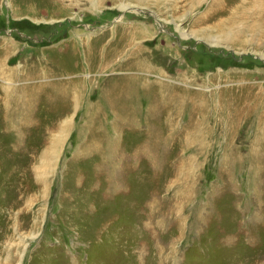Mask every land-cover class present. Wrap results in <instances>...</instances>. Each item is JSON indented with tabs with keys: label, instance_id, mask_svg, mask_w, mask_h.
<instances>
[{
	"label": "rangeland",
	"instance_id": "1",
	"mask_svg": "<svg viewBox=\"0 0 264 264\" xmlns=\"http://www.w3.org/2000/svg\"><path fill=\"white\" fill-rule=\"evenodd\" d=\"M216 1L0 0V61L6 75L20 78L36 63L41 81L74 82L69 96L50 106L39 102L10 128H2L0 110V264H264V179L249 153L260 126L245 121L236 128L235 143L226 139L232 132L223 119L226 109L209 105L194 112L196 118L206 116L207 125H201L189 124L187 108L174 126L164 122L160 128L166 137L173 135L164 153L152 154L162 166L152 172L136 154L128 168L121 149L138 150V139L157 125V118L146 116L148 100L140 94L135 130L116 129L109 105L98 114L120 153L105 166L113 169L119 161L116 178L124 183L116 187L108 176L114 170L96 168L103 148L100 157L98 149L86 150L94 138L104 143L103 133L91 132L98 124L94 116L87 118L88 105L100 100L101 89L120 84L123 74L150 82L167 75L162 67L173 79L164 82L185 90L191 80L198 91L213 90L212 96L247 85L259 91L264 0H223L227 10L212 19L207 11ZM28 3L35 8L27 10ZM133 25L141 27L138 39L133 34L121 42ZM231 34L233 40L221 41ZM99 48L117 54L104 61L100 53L96 60L92 53ZM136 50L153 58L157 69L122 68ZM69 115L71 128L58 129ZM159 119L162 123L164 116ZM51 129L59 136L49 162L43 153ZM18 133L21 144L13 142Z\"/></svg>",
	"mask_w": 264,
	"mask_h": 264
},
{
	"label": "bare ground",
	"instance_id": "2",
	"mask_svg": "<svg viewBox=\"0 0 264 264\" xmlns=\"http://www.w3.org/2000/svg\"><path fill=\"white\" fill-rule=\"evenodd\" d=\"M213 6H217L218 10L217 11L213 10V8H215ZM25 7L27 10H31L35 8L34 4L32 3H28ZM227 8H228L227 1L225 2L223 0H218L209 7V10L207 11L208 17H211L212 19L218 18V16L221 15L220 13L225 12ZM219 10L221 11L219 12ZM197 22H200V20H197ZM144 27L147 28L145 25ZM183 36L188 37L190 35L189 34L184 35L183 32ZM229 36L230 37L226 39L221 38L222 39L221 41L228 42L230 40H233L234 38L233 35L231 34ZM121 42H127V40L123 39ZM216 43H221V42L217 41ZM156 46H158V44ZM115 48L119 50L122 48V45L118 48L117 47ZM102 51L101 48H99V53H102ZM116 54H117L116 50H114V54L112 52L106 55L103 54L101 56V59L104 58V61L107 60L110 61V59L113 60ZM145 58L146 61L144 62H142V59H139L138 61H135L132 64L134 66L136 65L137 68H142V66L145 67L147 66L150 67L151 70H154V68L157 69L156 64L153 61V58H151L149 55L146 56ZM39 67L40 65L36 63H33V65L29 68L26 66V68H24V70L22 71L21 77L17 78L16 76L6 75L7 73L5 68V62L1 63L0 61V75H1L0 79L2 80L0 84V110L3 111V115L1 113V117H2L1 123L3 124L2 128L5 129L6 126H9L10 128L11 125H15L14 123L15 121H20V120L24 121L25 118L29 117L30 109L37 107L38 103L39 102L41 103V101L48 103V105L50 106L53 104V102L55 103L56 99L61 100L63 97L69 96L71 94L69 89H71L74 86L71 83L67 82L66 84H55L53 78H48L49 80L45 79L48 81H41L37 70V68ZM46 69L48 70L47 74L52 75L50 68L46 67ZM159 70L163 74L166 73L167 75H164L165 77L158 75V77H156L155 80L150 82L147 79H142L141 77L135 78L132 77L131 75H125L123 74L124 72L120 70L121 72H119V74H123V75H121L122 77H119V79L122 80V82H120V84L116 86L120 88L109 89L107 87L101 89L102 93L100 94V100L97 102H92L90 105H88V108L90 107V110L89 112L87 111L88 112L87 118L91 120V118L94 116L96 118V123L98 124V126L95 124V126L91 129L92 134H94L93 132L96 131L97 135H99V133H103L104 137H106V139L104 137L102 138L104 140V143H102L103 146L101 145V143L97 142V139L94 138L92 139L91 144L88 145V148L86 149L87 151L90 152L95 149H98L97 152L100 157L101 155L100 151L103 148V157L101 156L100 157L101 159L95 163L96 168H99L97 166L101 164L102 168L104 166L105 170L111 169L110 167L105 166L106 162L108 161L109 158L115 159L114 158L115 154H120L118 153L119 146H117L115 141L113 142L111 139L108 138V136H105L106 134L104 133L102 126L99 124L98 114L101 112V109L103 108L102 106L109 105L110 108H113L112 111L114 113V120L116 122L114 124V127L116 129L117 128L122 129L124 126V127H131L132 129L135 130V128L139 124L138 123L139 117L137 115V108L139 106L136 98L138 95L144 94L145 99L148 100V105L146 107V116L149 117V119H152L153 117L155 119L157 118V125L154 126V128L151 129V131H149L146 134L145 136L146 139L144 140L138 139V141L136 142L138 150L136 149L131 154H125L124 150H122L120 147L122 152L120 156L122 159L124 157L123 161L128 168H131V166L133 168V165L131 163H133L132 161L134 160L137 154L136 158H142V160H144V162L149 166V169H151L152 172L158 170L159 164L161 165V163L159 162L158 159L154 160L152 158V154L154 155L158 154L160 151H163L164 153L165 145H167L171 140L170 136L173 137V135L171 134H169L168 137H166L163 134L162 129L160 128L165 126L164 122H166L170 126H174L177 116L181 115L182 112L186 111L184 109L188 108V110L190 111V114L188 116L189 124L197 122L200 123L201 125L203 123L207 125L206 116L202 118H196L195 115L196 113H200L201 111H204L206 106L210 105L212 107L214 105L215 108H218L217 110H219L220 108L222 110L226 109V111L224 110L223 119H225V123L226 122L228 123L227 124L228 127L232 129V132H228V134L226 135L227 136L226 139L228 140L230 139L231 141H234L236 143V139L239 138L236 134V128L244 124L245 121H246L245 123L246 126L253 125L254 127L256 126L261 127V128L258 127L260 131L259 129H257V131L255 132L256 136L253 142H251L249 153L253 158L252 160H255L253 163L256 164L257 166L256 171H260V173H262L260 174V176L263 175V179H264V144H263L264 142V80L260 84H258L260 85L258 86L259 91H255L256 86L247 85V86H240L230 89H223L221 91L219 90V92H221L220 95L218 94L212 96L213 90L210 89L205 90V88H201L203 90L198 91V89L200 88H198L197 90L193 88V83L190 82L191 80L189 82L186 81V83H184L191 87V88L187 87L188 89L186 88V90L183 88H178L177 86H173L171 84H167L164 82V79L170 81H173V79L169 77V73L166 71V69L160 67ZM13 72H14V68H13ZM18 79L19 80L21 79L22 83L18 86L12 85L15 84V82ZM25 79L29 80L27 86L22 85L25 82ZM208 79L209 81L212 80L211 78ZM77 92L78 91L76 90L72 91V94L74 93L73 99H77V95H78ZM91 94H89L88 96H90ZM83 95L85 98V94ZM78 100H80V98ZM61 115L63 114L60 112V115L58 116ZM162 116H164V119L162 120L161 123L159 118H162ZM94 117L92 118L93 120H95ZM73 120L74 119L70 117V115L63 118L62 122H60L58 129L64 131L69 130L72 126ZM54 131L55 130L51 129V132H49L51 133L50 135L51 141L43 153V157L45 158L44 160L49 162H51L52 160L51 156L56 155L55 149L58 147L56 137L59 136V134L55 135L56 133ZM20 133L16 135V139H13L14 140L13 142H16L17 144L20 143V138H21ZM200 138L202 139L201 136ZM148 140H150L151 142L150 141L147 142ZM119 145L121 144L119 143ZM250 155L249 158L251 159ZM192 161L194 162L195 158H193ZM193 162L192 164H194ZM118 165L120 168H122L119 161L117 162V164L116 161H114L111 165V167L113 168L111 170H114L113 171L114 173L112 172L113 175L111 173L109 175L107 174L111 178L110 183H112V180H114L113 182L115 183L116 187L121 186L123 182L121 180L119 181L116 178L117 172L115 170ZM260 176L258 177V188L264 186V185L263 186L259 185L260 182L263 181L262 178L260 179ZM152 203L150 200H147L148 205L149 204L151 205ZM263 228H264V222H263ZM36 234L37 233H34L33 237H35ZM258 241L260 240L258 239ZM258 243L262 244L261 241Z\"/></svg>",
	"mask_w": 264,
	"mask_h": 264
},
{
	"label": "crops",
	"instance_id": "3",
	"mask_svg": "<svg viewBox=\"0 0 264 264\" xmlns=\"http://www.w3.org/2000/svg\"><path fill=\"white\" fill-rule=\"evenodd\" d=\"M130 30H131V32H128L127 35H126V37L124 39H126V40L127 39H132L133 34H135V40H137L138 37H139V35H140V33L142 32L141 27H136L135 25H133L132 27H130ZM128 35L130 36V38L128 37ZM138 50H141V49H138ZM131 53H132V55H128V57L130 59H128V60L124 59V62L122 63V68H126V69H138L137 66L136 65L134 66L132 63L135 62V61H138L139 59H142V62L146 61L145 58L140 55V52L139 51L136 50V53L133 52V51ZM103 54L105 55V53L102 52V55ZM99 55H100V53H98V52H94V54L92 53V57H96V60L98 59ZM142 68H144V66H142ZM120 77H122V76H120ZM135 78H137V77H135ZM141 78L143 79V77H141ZM68 83H71L72 85L74 84V82H68ZM116 86L117 85H115L113 88H120V87H116Z\"/></svg>",
	"mask_w": 264,
	"mask_h": 264
}]
</instances>
